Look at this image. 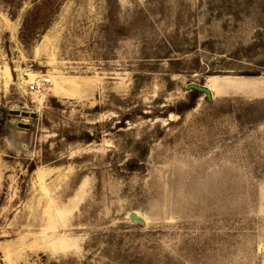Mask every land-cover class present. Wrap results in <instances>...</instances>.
Instances as JSON below:
<instances>
[{"label": "rangeland", "instance_id": "1", "mask_svg": "<svg viewBox=\"0 0 264 264\" xmlns=\"http://www.w3.org/2000/svg\"><path fill=\"white\" fill-rule=\"evenodd\" d=\"M0 264H264V0H0Z\"/></svg>", "mask_w": 264, "mask_h": 264}, {"label": "water", "instance_id": "2", "mask_svg": "<svg viewBox=\"0 0 264 264\" xmlns=\"http://www.w3.org/2000/svg\"><path fill=\"white\" fill-rule=\"evenodd\" d=\"M186 91H195L197 93L203 94L206 96L207 100H212V93L206 87V84L197 85V84H189L186 87ZM7 115L14 118H19L21 121L15 123V127L21 131L31 132L33 128V123L37 120V114L34 112L27 111H19V110H9L7 111ZM24 121H30L29 123H25ZM129 221L135 223L136 225L143 227L144 221L137 217L135 212H132L128 215Z\"/></svg>", "mask_w": 264, "mask_h": 264}, {"label": "trees", "instance_id": "3", "mask_svg": "<svg viewBox=\"0 0 264 264\" xmlns=\"http://www.w3.org/2000/svg\"><path fill=\"white\" fill-rule=\"evenodd\" d=\"M198 93L195 91H190L188 101L182 102L177 106L176 114L181 116L185 111L191 110L195 106V101L197 99ZM83 140L87 143L97 140L94 136L89 134L84 135Z\"/></svg>", "mask_w": 264, "mask_h": 264}, {"label": "built area", "instance_id": "4", "mask_svg": "<svg viewBox=\"0 0 264 264\" xmlns=\"http://www.w3.org/2000/svg\"><path fill=\"white\" fill-rule=\"evenodd\" d=\"M37 87H38V83H35V84H33V85H30L29 89H30L31 91H33V90H35Z\"/></svg>", "mask_w": 264, "mask_h": 264}, {"label": "bare ground", "instance_id": "5", "mask_svg": "<svg viewBox=\"0 0 264 264\" xmlns=\"http://www.w3.org/2000/svg\"><path fill=\"white\" fill-rule=\"evenodd\" d=\"M59 84H60V83H59ZM64 87H65V86H64ZM54 89H55V88H54ZM61 92H62V91H61ZM64 92H66V91H64ZM64 92H63V93H64ZM63 93H62V94H63ZM62 94H61V96L64 95V94H63V95H62ZM72 94H74V93H72ZM56 95H57V92H56ZM65 96H66V95H65ZM68 96H69V95H68ZM68 96H67V97H68Z\"/></svg>", "mask_w": 264, "mask_h": 264}]
</instances>
